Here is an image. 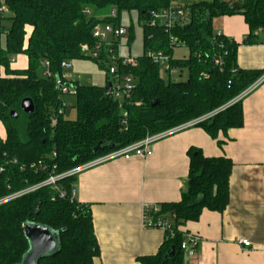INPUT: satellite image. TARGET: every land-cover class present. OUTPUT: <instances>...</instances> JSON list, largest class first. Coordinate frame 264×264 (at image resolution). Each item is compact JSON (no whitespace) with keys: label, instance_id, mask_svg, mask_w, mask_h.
Wrapping results in <instances>:
<instances>
[{"label":"trees","instance_id":"16d2710c","mask_svg":"<svg viewBox=\"0 0 264 264\" xmlns=\"http://www.w3.org/2000/svg\"><path fill=\"white\" fill-rule=\"evenodd\" d=\"M4 3L11 26L4 34V47H0V66L5 71V76H0V123L5 130V139H0V158L4 154L6 162L0 172V198L106 157L147 136L162 134L211 114L194 127L217 141L220 133L226 135L231 129L242 128V100H235L264 75V69L250 72L238 69L239 44L217 38L213 28L215 19L240 15L249 30L242 44H255L257 32L264 33V0H243L237 3L239 8L223 0L177 6L172 5V0H4ZM170 8L183 11L170 34L187 49L186 59L175 60L174 49L168 46V33L158 25L150 26L152 13ZM113 10L116 12L113 23L117 26L122 11L135 12L142 23L144 55L135 59L133 66L119 68V73L135 79L129 100L119 102L109 94L106 74L102 88L74 85L75 120H66L64 110L56 125L51 126L50 116L62 106L54 85L63 74L61 63L83 59L82 47L91 48L94 44L93 29L112 22L106 16ZM2 19L0 16V22ZM218 43H222V48L217 47ZM148 51L170 56L172 67L181 74L188 71L187 80L163 79L159 68L146 57ZM197 53L201 54L200 60L195 56ZM16 55L27 58L25 70H10L9 58ZM217 57L221 66L212 62ZM44 63H48L50 77L39 74ZM202 72L209 75L207 80L200 78ZM26 98L34 105L31 115L20 109ZM11 111L16 112V119L10 117ZM122 111L126 113L123 126ZM217 144L220 148L223 145L219 141ZM187 157L188 177L180 200L160 205L158 215L173 217V237L164 241L154 257L142 259L141 264H180V244L184 240L180 228L198 221L203 210L222 213L228 205L232 162L224 157L205 158L196 148L189 149ZM38 161L43 162L44 170L30 168ZM75 182L73 176L57 182V188L65 193L63 198L46 186L0 205V264H20L30 247L23 232L27 224L44 226L57 235L55 253L40 259L38 264H93L98 248L92 219L88 206L71 198Z\"/></svg>","mask_w":264,"mask_h":264},{"label":"crops","instance_id":"0c3cea01","mask_svg":"<svg viewBox=\"0 0 264 264\" xmlns=\"http://www.w3.org/2000/svg\"><path fill=\"white\" fill-rule=\"evenodd\" d=\"M223 1L236 5L243 0ZM186 3L194 2L173 6ZM213 28L239 44L238 69H264V33L257 32L255 44H242L249 30L240 15L215 19ZM20 57H24L26 65L21 69L25 70L27 58ZM15 63L13 59L10 70H16ZM3 70L0 66V72ZM241 105L243 126L226 135L220 133L217 141L223 143L221 148L201 128L191 127L153 143L151 155L144 159L116 158L77 175L74 200L88 206L98 248L93 264H141L142 259L158 253L165 232L143 227L142 208L144 204L179 202L191 148L199 149L205 158H227L233 167L225 210H203L198 221L180 228L183 235L199 240L194 257L182 252L180 264H264V83L246 95ZM0 139H5L1 123ZM241 239L248 240L250 246H241Z\"/></svg>","mask_w":264,"mask_h":264},{"label":"built area","instance_id":"2783aa9c","mask_svg":"<svg viewBox=\"0 0 264 264\" xmlns=\"http://www.w3.org/2000/svg\"><path fill=\"white\" fill-rule=\"evenodd\" d=\"M5 14H8V10L6 6L0 7V16H4ZM183 16V11L177 8L173 9H167L159 13H152L150 15V26H160L164 29L166 33L169 35L168 40V46L170 49H175L179 44L177 41L171 36L170 31L172 30L174 23L177 19L181 18ZM107 19L111 20L112 22L97 25L93 31H92V38L94 39V44L91 46V48L87 46L82 47L83 53L90 52V55L92 54L93 58H100V62L103 64L105 63V70L108 77L109 82V94L114 98L119 100V102H127L131 96L132 91L135 87V79L130 74H123L119 73L120 67H127V66H133L135 59H132L130 57L124 58L120 56V39L125 35V31L120 27V25H115L113 22L116 19V12L113 10L111 11L107 16ZM215 36L217 38H223L227 39L229 41H232L226 37H224L220 32H215ZM217 47L222 48V43H218ZM197 59H201V54L197 53L195 54ZM146 57L154 64L156 65L160 70V75L163 79H170L177 75L178 70L171 65V58L170 56L164 54L163 52H151L148 51L146 53ZM13 62V59L11 60ZM212 62L217 66H221L220 58H213ZM63 74L58 77L55 80V88L59 92L60 99L64 96H70L75 97L76 96V87L73 83H71L68 78L65 76L66 72L70 70V62L64 61L60 65ZM44 77H50V73L48 71V63H44V71H43ZM200 78L203 80H207L209 78V75L205 72H202L200 74ZM264 83V75H262L252 86H250L243 94H241L235 101L242 100L246 95H248L250 92H252L254 89H256L259 85ZM66 109V106L62 103V106L60 109L57 110L56 113L52 114L50 116V125L55 126L58 120V117H61L64 115V110ZM122 120L121 124L122 126L125 125V118L126 113L125 111L121 112ZM212 115V114H211ZM211 115L204 116L202 118H199L197 120L191 121L187 124H184L180 127H177L175 129H172L170 131L164 132L162 134H158L155 136H147L144 138V140L139 141L137 143H134L130 146H127L123 149H120L116 152L111 153L110 155L97 159L93 162H90L86 165L80 166L78 168H75L71 171H68L64 174L58 175V176H50L46 181L43 183L33 186L31 188L24 189L20 192L7 195L3 198H0V205H3L13 199H16L18 197L24 196L25 194L31 193L35 191L36 189H39L40 187H46L50 186L53 190L57 191L60 198H63L65 196V193L63 191H60L57 188V182L62 180L63 178L68 177H77V175L95 165L101 164L103 162L116 159V158H123L125 160H128L132 157L138 158V159H144L151 155V146L153 143H155L158 140L163 139L164 137H167L168 135L172 133H176L181 130H185L191 127H194L196 124L210 118ZM5 155L3 154L0 158L1 165H0V172H3L4 166L6 165V162L3 160ZM15 163V161H13ZM32 170L35 171H42L45 169L43 162L38 161L36 164H32L30 166ZM54 169V167H53ZM71 198H74V189L71 192ZM160 206H151L148 204H144L142 208V225L144 228L147 229H158L165 232V240L171 239L173 237V229H172V220L171 218H165L160 215ZM155 216H157L155 218ZM183 242L180 244V249L183 253H185L189 258L194 257L195 253V247L198 244V238L190 235H183ZM239 244L243 247H249L250 243L248 240L241 239L239 240Z\"/></svg>","mask_w":264,"mask_h":264},{"label":"rangeland","instance_id":"374dc122","mask_svg":"<svg viewBox=\"0 0 264 264\" xmlns=\"http://www.w3.org/2000/svg\"><path fill=\"white\" fill-rule=\"evenodd\" d=\"M205 2L208 0H172V5H176L177 3L182 2ZM5 6L4 0H0V7ZM8 15V14H6ZM3 17V16H2ZM4 20L1 23V33H0V47L3 48L5 45V37L4 34L7 33L8 28L10 26V22L7 19V16L3 17ZM120 27L125 31V35L120 39V56L124 58H132L138 59L142 57L144 54L143 47V29L142 23L138 21L137 14L135 12H125L122 11L119 17ZM188 57L187 49L178 45L173 52V58L175 60L186 59ZM14 59L16 63L14 67H16L15 71H22L26 64L24 61V57H20V55H16L9 58ZM92 54L90 52L83 53V59L70 61V70L66 72L65 76L68 80L74 85L79 86H93V87H104L106 83V72H105V63L97 62L95 63L93 60ZM11 63V62H10ZM9 63V65H11ZM19 69V70H17ZM43 71H40V75L43 76ZM0 74L5 75V71L3 70ZM188 77V71L183 70L182 74L178 71L177 75H175L172 79L177 80L178 82H185ZM62 103L66 106L67 112L64 118L66 120L74 121L76 118V111L74 106L76 104L75 97L64 96L61 98ZM3 136V133H2Z\"/></svg>","mask_w":264,"mask_h":264},{"label":"water","instance_id":"95a60500","mask_svg":"<svg viewBox=\"0 0 264 264\" xmlns=\"http://www.w3.org/2000/svg\"><path fill=\"white\" fill-rule=\"evenodd\" d=\"M233 8H239V5H233ZM21 111L26 115H31L34 112L33 102L26 98L20 103ZM12 119L17 118L14 111L10 112ZM100 147V144L97 148ZM25 238L29 241L30 247L20 264H38L40 259L53 255L57 248V235L48 228L37 225L27 224L23 229ZM171 257L174 256V251L171 249Z\"/></svg>","mask_w":264,"mask_h":264}]
</instances>
